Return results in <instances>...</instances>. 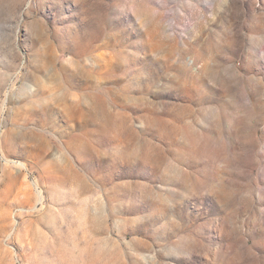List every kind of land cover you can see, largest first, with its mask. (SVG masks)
Returning a JSON list of instances; mask_svg holds the SVG:
<instances>
[{"label": "rangeland", "instance_id": "1", "mask_svg": "<svg viewBox=\"0 0 264 264\" xmlns=\"http://www.w3.org/2000/svg\"><path fill=\"white\" fill-rule=\"evenodd\" d=\"M0 264H264V0H0Z\"/></svg>", "mask_w": 264, "mask_h": 264}]
</instances>
